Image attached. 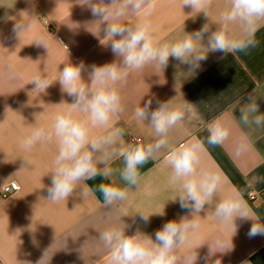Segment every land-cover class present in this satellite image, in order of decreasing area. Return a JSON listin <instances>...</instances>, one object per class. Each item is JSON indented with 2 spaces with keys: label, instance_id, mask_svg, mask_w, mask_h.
Returning a JSON list of instances; mask_svg holds the SVG:
<instances>
[{
  "label": "crops",
  "instance_id": "obj_1",
  "mask_svg": "<svg viewBox=\"0 0 264 264\" xmlns=\"http://www.w3.org/2000/svg\"><path fill=\"white\" fill-rule=\"evenodd\" d=\"M228 7L229 0H209L208 18L203 12L183 8L182 0H158L149 17L154 38L160 43L174 41L199 31L206 23L215 31L213 22H219ZM142 18V14L129 15L119 22L132 25ZM96 20L79 0H0V264H38L41 259L40 264H109L110 252L99 240V233L113 226L125 228L126 235L139 230L155 242V233L165 223L192 218L191 210L182 208L177 199L179 188L170 183L171 167L164 157L171 148L197 140L204 148L199 168L218 173L221 184L212 205L206 204L199 216H194L200 229L175 254L182 261L195 250L196 264H214L216 259L221 264H264V235H248L253 221L264 222V123L246 125L239 111L251 95L259 107L256 114H264V21L255 32V45L245 51L225 55L200 48L206 59L192 76L186 75L189 65L171 57L163 73L154 64L130 71L123 85H117L124 110L112 118L113 127L124 130L125 145L153 143L159 137L147 121L135 117V110L149 99L150 111L159 102L172 99L185 115L169 131L168 144L156 159L140 166L137 186L129 187L121 179L123 158L114 156L110 177L81 182L67 200H48L57 141L53 137L29 150L22 148L21 142L37 127L50 130L56 115L74 102L56 81L66 63H83L82 79L90 83L93 65L118 61L111 42L100 43L106 25L94 23ZM16 23L30 26L19 39L13 32ZM230 29L233 38L241 36L238 24ZM39 40L46 42L47 49L35 43ZM37 74L53 83L45 92L33 91L34 84L29 83ZM73 116L86 118L79 111ZM215 119L230 126L228 139L219 146L207 143V128ZM106 131L91 128L90 137ZM137 138L142 141H134ZM244 138L246 147L238 154ZM11 183L18 184L19 190L5 199L2 189ZM101 184L128 187V199L106 205ZM85 188L88 195L82 197ZM249 192L256 195L255 201L247 197ZM235 193L240 194L253 221L238 218L222 222L212 215L217 201ZM140 213L150 216L148 221ZM217 240L232 243V248L209 257V244ZM197 243L204 244L195 249Z\"/></svg>",
  "mask_w": 264,
  "mask_h": 264
},
{
  "label": "clouds",
  "instance_id": "obj_2",
  "mask_svg": "<svg viewBox=\"0 0 264 264\" xmlns=\"http://www.w3.org/2000/svg\"><path fill=\"white\" fill-rule=\"evenodd\" d=\"M157 2L158 0H110L106 4L104 0H79L81 6L89 8L92 15L97 17L94 23L106 25L100 43L106 45L110 41L111 50L118 61L103 66L93 65L88 77L90 83L82 79L81 73L85 67L83 63H66L63 70L59 71L56 81L58 80L61 91L73 97L74 102L69 104L70 108L66 112L56 115L50 130L43 126L37 127L22 140L21 146L25 150L31 149L38 142L51 141L53 137L57 141L58 154L51 171V185L47 188L48 200H67L76 192L81 182L97 176L110 177L113 173L110 162L114 156L123 158L121 179L129 187L137 186L140 166L150 159H156L161 149L168 144L169 131L185 115L181 108L171 103L172 99L159 102L158 107L152 111V99H149L143 107L139 106L135 110V117L140 121H147L159 137L153 143L125 145L124 130L113 127L112 118L124 110L117 85H123L130 71H141L154 64L163 73L171 57L189 65L186 75L192 76L200 67V62L206 59V55L200 54V48L207 49V53L219 51L225 55L245 51L255 45V32L260 22L264 21V0H229L228 10L221 14L220 21L213 22L217 25L215 31L206 23L197 32L186 33L182 38L160 43L154 38L149 20ZM208 3L209 0H182V7H190L192 12H203L209 18L206 10ZM140 14L143 18L135 24L119 22L126 16ZM233 24H238L241 28L239 38L232 36L230 25ZM29 27L25 23H16L13 32L19 39ZM35 43L47 49L45 41L39 40ZM29 83L34 84L33 91L43 92L53 84L40 74L34 76ZM76 111L86 114V118H75L73 113ZM239 111L240 119L246 125L254 123L260 126L264 123V114H256L259 107L251 95L249 102ZM96 127L106 129V134L90 137V129ZM207 131V143L219 146L228 139L230 126L215 119L208 125ZM245 141L246 138L238 145V154L244 151ZM203 150V142L197 140L171 148L164 157L171 167L170 183L178 185L179 188L177 199L182 208L191 210L192 218L185 216L178 222L165 223L155 233V242L139 230L133 235H126L125 228H107L99 233V240L110 252L109 264H196L198 257L195 250L183 257L182 261L175 254V250L200 229V223L194 216H199L206 204L212 205L221 184L218 173L199 168ZM99 190L106 205L128 199V187L117 188L101 184ZM80 195L86 197L88 189H83ZM140 214L144 221H148L150 216ZM212 215L222 222H234L238 218L251 219L239 193L217 201ZM248 235H264V222L253 221ZM203 244L197 243L195 249ZM231 248L232 243L227 245L217 240L214 245L209 244L208 256L216 252L224 253ZM207 259L205 257V261ZM214 264H221V260L216 259ZM242 264L248 262L244 261Z\"/></svg>",
  "mask_w": 264,
  "mask_h": 264
},
{
  "label": "built area",
  "instance_id": "obj_3",
  "mask_svg": "<svg viewBox=\"0 0 264 264\" xmlns=\"http://www.w3.org/2000/svg\"><path fill=\"white\" fill-rule=\"evenodd\" d=\"M134 141L136 142H141L142 139L141 138H137L135 139ZM19 190V185L16 184V183H11V184H8V185H5L2 189V192H1V195L3 198H8L10 196H12L13 194L16 193V191ZM247 197L251 200V201H255L256 200V195L254 193H251L249 192L247 194Z\"/></svg>",
  "mask_w": 264,
  "mask_h": 264
}]
</instances>
